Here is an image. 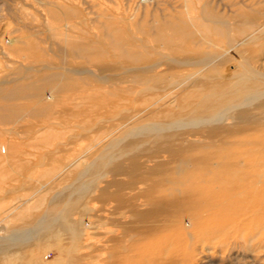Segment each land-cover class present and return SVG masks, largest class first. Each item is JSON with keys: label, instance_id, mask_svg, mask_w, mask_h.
I'll use <instances>...</instances> for the list:
<instances>
[{"label": "bare ground", "instance_id": "bare-ground-1", "mask_svg": "<svg viewBox=\"0 0 264 264\" xmlns=\"http://www.w3.org/2000/svg\"><path fill=\"white\" fill-rule=\"evenodd\" d=\"M253 1L230 5L225 13L188 1L196 14L188 13V19L201 37H191L182 25L169 33L158 28L151 43L163 55L143 59L130 49L122 55L127 67L119 73L92 49L96 69L88 71L107 80L132 73L128 80L139 81L136 91L147 98L138 99L116 122L101 118L93 128L85 125L88 131L107 133L92 136L89 147L98 145L99 150L70 184L48 201L40 193L32 200L39 191L34 190L8 206L4 220L19 224L0 233V264H43L34 255L25 258L23 251L44 240L60 253L52 264H231L238 257V236L243 243L264 245V11ZM52 14L49 24L57 26V33L59 14ZM63 42L69 52L78 48ZM11 63L24 72L0 80V99L5 101L0 103V132L6 130L2 125L12 124L7 128L10 140L0 142L5 161L21 162L25 145L45 146L60 121L82 125L85 120L79 116L124 100L110 93L115 103L105 104L109 99L100 105L101 99L92 98L87 105L89 99L74 84L62 82V69L51 61L43 59L39 66L46 72L32 80H26V73L34 67ZM230 66L236 69L230 71ZM105 70L109 72L100 74ZM46 87L56 94H44ZM26 99L34 101L29 108L22 104ZM78 159L68 161L51 180ZM107 174L111 177L103 178ZM94 189L93 198L108 206L75 211ZM43 204L42 213L35 215ZM105 222L114 227L107 223L104 228ZM251 258L244 264H254Z\"/></svg>", "mask_w": 264, "mask_h": 264}, {"label": "rangeland", "instance_id": "rangeland-1", "mask_svg": "<svg viewBox=\"0 0 264 264\" xmlns=\"http://www.w3.org/2000/svg\"><path fill=\"white\" fill-rule=\"evenodd\" d=\"M188 1L190 0H0V80H4L5 77H7V80H11L15 76L20 77L23 75L24 71L20 72V69L17 68L23 66L11 63V61L15 60L26 67H34L35 71L26 73L28 74L26 80L35 79L41 73L46 72L39 66L44 59L51 61V63L62 69L64 73L62 82L74 84L76 86L75 90L79 89L80 94L89 99L85 102L87 105H90L92 98L94 102L97 101V98L101 99L100 105H104L105 100L108 101L109 99V102L105 104L108 105L116 101L120 102L115 103V107L112 104L113 106L108 107V110L105 109L106 105V107L102 106V108L99 106L98 110L79 116V121H82V119L85 121L89 120L88 122L83 121L82 125L77 124L78 122H75V120L63 122L59 118H55L56 121L59 120L61 123L57 124L55 130L49 132L47 144L45 146H23V154L26 156L20 155L21 162L5 161L3 157L6 151L0 150V173L4 171V178L0 179V233L9 231L19 224V221H14L15 224L14 222L7 223V220H4L6 219L8 206L12 205L17 198L29 196L33 194L34 190H39L33 195L32 200L40 193L48 201L54 193L70 184L76 178L83 165L85 166L99 150L98 145L91 148L89 144L93 143L94 138H100L107 133L97 134L96 129H91L92 131L90 130V132L86 130L87 128H93L99 123L101 118L109 119V122H116V119H119L127 110L133 109L134 105L138 103V99L141 98L140 101L143 98L146 100V94L136 91L140 89V86L134 83H139V81L132 83L128 80L132 73L121 75V79L107 80L108 78L98 79L91 71H88L96 69L94 62H92L89 56L90 54H94L92 49L102 53L105 57L103 58L115 66L116 70L114 72L119 73L122 72L123 66H126L122 55H125V52L130 51V49L134 55L143 59L153 60L163 55L164 51L159 50L158 46L154 45L155 43H151L153 37L157 34L158 28L166 30L169 33L175 27L182 25L185 26L186 32L189 31L191 37L199 38L201 35L196 31L197 26L192 24V21L188 19L189 14L191 17L192 15H196L193 14V10L188 8ZM199 2L207 4L215 12L225 13L229 12L228 7L231 8L230 5L235 4L238 6V4L243 3V0H193L191 4L194 5V3ZM253 2L257 3L260 10L264 11V5H262L264 1L254 0ZM52 13L59 14V20L55 18L58 20L59 32L57 33L55 32L57 26L49 24L53 20ZM116 38L118 40L121 38L122 41H116ZM63 40L72 41L78 45V48L74 50L75 52H69ZM116 42H119L118 45ZM129 44H131L132 48ZM84 45H88L90 49L83 51L82 46ZM116 46L119 48L118 51L115 50ZM206 48L203 47V50L207 51ZM263 55L260 56L261 61H264ZM229 56L233 55L229 54ZM70 67L86 71L82 74H73L64 69ZM229 68L230 71L236 69L234 66H230ZM108 72L105 70L100 74ZM7 84L11 86L13 83ZM48 90H52L53 92H49ZM54 91L55 89L46 87L43 93L46 95H50V93L56 94V91ZM97 93L99 94L96 96L95 94ZM110 93H114L116 97L124 98V100L120 101V98H117L115 101L114 94ZM140 94L144 96L141 95L139 97ZM30 100H22V104H26L29 108L34 102ZM38 100L41 103L44 102V99L41 97ZM0 103L4 104L5 101L0 99ZM117 106L119 107L116 109ZM109 110L111 111L107 112ZM115 110L119 111L116 112ZM27 119L29 122H34L35 124H38L40 121V118H37L38 120ZM85 125L87 128H85ZM11 127L12 124L10 123L2 125V128L6 130L0 132V142L5 139L7 141L10 140L11 133H8L7 128ZM22 129L25 128L23 127ZM117 133L119 132L117 131L113 134ZM50 134H52L51 137L49 136ZM22 139L26 140L25 136ZM17 140L19 141V139ZM78 157L79 159L75 162L76 164L73 163L68 166L60 176L58 175L55 179L51 180L52 175L56 171L66 165L68 161ZM143 157L145 158V155L141 154L140 159L144 160ZM24 158L26 159L24 160ZM107 175L109 176L106 177L105 175L103 178L111 177L110 174ZM119 177L124 176L120 175ZM82 178H89V174L83 175ZM94 192H96L95 189L88 192L76 206L75 211L85 212L88 210L89 212H93L96 206L97 208L108 206L105 203L100 204V201H96L93 198ZM44 206L46 204H43L34 214L42 213L43 208H45ZM107 223L103 224L104 228H106ZM108 225L111 226H107V228L114 227L111 223ZM8 228L10 229L7 230ZM239 239L241 237L238 236V257L230 261L231 264H244V261L251 257H253L251 259L254 260V264H264V245L258 246L253 242L243 243L242 239L240 241ZM67 240L68 238L64 236L63 242ZM37 246L34 245L30 247L31 250L26 249L23 251L24 257L30 258L34 255L43 264H52L58 260L60 253H58L59 251L56 247L49 245L45 240Z\"/></svg>", "mask_w": 264, "mask_h": 264}]
</instances>
